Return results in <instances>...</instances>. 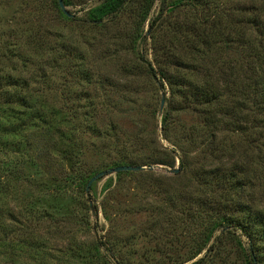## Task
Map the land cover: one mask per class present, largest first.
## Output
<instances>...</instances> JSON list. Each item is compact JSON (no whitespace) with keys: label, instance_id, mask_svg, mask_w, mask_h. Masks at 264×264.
<instances>
[{"label":"rangeland","instance_id":"374dc122","mask_svg":"<svg viewBox=\"0 0 264 264\" xmlns=\"http://www.w3.org/2000/svg\"><path fill=\"white\" fill-rule=\"evenodd\" d=\"M51 1L0 0V46L17 43L10 50L32 61L22 69L9 58L1 63V74L29 82L27 105L49 116L27 127L0 112V264L195 262L206 253L197 255V248L216 217L202 209L200 200L221 197L222 204L225 194L198 189L193 174L202 168L230 173L240 157L205 154L208 128L189 110L172 113L168 140L162 137L170 95L141 60L143 55L156 68L154 33L148 21L136 19L141 0L103 27L86 23V12L99 0H67L69 20ZM40 29L50 47L34 55L27 39ZM226 137V132L217 135L218 140ZM180 148L188 168L171 174L179 160L170 150L180 154ZM118 152L145 170L121 179L106 175L88 193L75 181L63 184L66 175L85 180L108 171ZM245 171L242 177L250 184L227 201L264 212V166ZM92 204L98 207L96 216ZM232 214L240 217L235 209ZM209 245L216 249L204 264H246V238L238 231L218 229Z\"/></svg>","mask_w":264,"mask_h":264},{"label":"trees","instance_id":"16d2710c","mask_svg":"<svg viewBox=\"0 0 264 264\" xmlns=\"http://www.w3.org/2000/svg\"><path fill=\"white\" fill-rule=\"evenodd\" d=\"M62 1L65 8L69 6L67 0ZM134 1L99 0L98 5L86 12V23L103 27ZM51 4L63 18H71L62 13L58 0ZM137 4L136 19L139 24L148 21V30L154 33L153 50L158 55L154 59L156 68L143 55L141 60L158 87L170 95L161 118L162 137L168 140L172 113L189 110L208 128L209 133L206 132L202 141L205 154L219 159L240 157L230 173L206 172L202 168L193 174L198 189L217 190L225 194V199L222 204L218 202L221 197L200 200L202 209L214 212L216 217L209 220L197 248V255L207 249L205 255L191 264H204L207 255L215 252V246L209 244L218 229L238 231L246 238V264H264V212L253 205L227 201L229 196L238 197L245 190L244 185L250 184L242 177L245 168L264 166V0H141ZM155 5H158L157 11L149 17ZM37 31L38 34H31L27 39V49L34 55L50 47L45 31ZM10 43L0 46V65L9 58L17 59L22 69L31 64L24 52L10 50V46L17 44ZM29 86L21 77L0 75V112L9 115L18 126L40 124L49 117L27 105ZM221 132L227 133L224 140L217 138ZM113 144L118 143L114 140ZM72 145L69 144L71 148ZM239 149L243 151L238 154ZM254 151L257 157L252 154ZM183 152L181 148L180 154L170 150L173 160H179L178 173L188 168ZM118 156L109 169L136 163L119 152ZM129 174L132 173L121 172L115 176L121 179ZM90 179L66 175L63 184L75 181L87 186ZM234 209L239 218L232 216ZM90 211L96 216L98 207L92 204Z\"/></svg>","mask_w":264,"mask_h":264},{"label":"water","instance_id":"95a60500","mask_svg":"<svg viewBox=\"0 0 264 264\" xmlns=\"http://www.w3.org/2000/svg\"><path fill=\"white\" fill-rule=\"evenodd\" d=\"M58 4L60 7V10L62 11V13L65 16H70V14L68 13V11L66 10L63 1L62 0H58ZM163 106H164V99L162 97V100L160 102V107H159V113H162L163 110ZM149 170L152 169V167H148ZM145 170L144 167L142 166H137V165H123V166H118L116 168L113 169H109L108 171L105 172H101L98 173L97 175H95L94 177H92L89 182L87 183L86 186V193L89 192L91 185L96 182L97 180L101 179L102 177L106 176V175H111V174H117V173H121V172H139ZM168 172H170L171 174H177L178 173V169H174V170H168Z\"/></svg>","mask_w":264,"mask_h":264}]
</instances>
